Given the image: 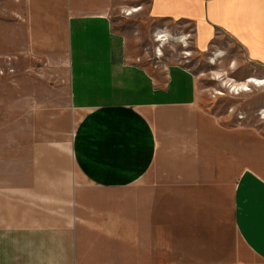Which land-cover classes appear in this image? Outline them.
Here are the masks:
<instances>
[{"label":"crops","instance_id":"1","mask_svg":"<svg viewBox=\"0 0 264 264\" xmlns=\"http://www.w3.org/2000/svg\"><path fill=\"white\" fill-rule=\"evenodd\" d=\"M119 4L18 0L25 50L67 57L83 112L66 144L0 156V264H264V138L203 106L188 70L154 77L131 62ZM145 11L191 27L198 51L221 34L264 64V0H149ZM234 167L240 248L219 261Z\"/></svg>","mask_w":264,"mask_h":264},{"label":"rangeland","instance_id":"2","mask_svg":"<svg viewBox=\"0 0 264 264\" xmlns=\"http://www.w3.org/2000/svg\"><path fill=\"white\" fill-rule=\"evenodd\" d=\"M148 1L119 0L121 7L112 15L117 29L128 37V50L134 54L131 62L147 68L154 77L162 75L169 65L188 70L203 106L229 118V129H243L251 137L264 138V85L249 84L247 90L236 94L223 83L229 78L237 82L249 77L264 79V64L247 61L241 47L221 34L205 51H198L191 27L149 20L145 15ZM133 8L138 11L130 13ZM20 11L18 0H0V156L35 139L66 144L83 112L70 103L67 57H39L25 50ZM162 34L167 39L159 41ZM216 73L225 79L215 78ZM236 173L235 167L229 170L228 220L218 218L219 239L225 242H219L224 246L219 248V261L225 260L228 249L229 259L235 258L240 248L231 222Z\"/></svg>","mask_w":264,"mask_h":264},{"label":"bare ground","instance_id":"3","mask_svg":"<svg viewBox=\"0 0 264 264\" xmlns=\"http://www.w3.org/2000/svg\"><path fill=\"white\" fill-rule=\"evenodd\" d=\"M138 8H133L130 13H132V11H137ZM166 34H162L160 35V38L158 39L159 41H161L162 39L166 40L167 37ZM175 39H177L178 41H183L182 38L180 39L179 37H176ZM221 74L220 73H216V77L215 78H218V79H221ZM223 79H225L224 77H222ZM224 85H228L227 88H229V90L235 92L236 94L242 92V91H245L248 89V85L249 84H252V85H255V86H262L264 85V79H261V78H256V77H249L248 80L246 81H242V82H237L233 79H227V81H224L223 82ZM224 86V87H225ZM264 112V111H263Z\"/></svg>","mask_w":264,"mask_h":264}]
</instances>
